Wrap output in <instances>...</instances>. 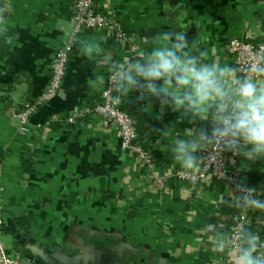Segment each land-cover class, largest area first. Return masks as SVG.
I'll return each instance as SVG.
<instances>
[{
    "label": "crops",
    "instance_id": "1",
    "mask_svg": "<svg viewBox=\"0 0 264 264\" xmlns=\"http://www.w3.org/2000/svg\"><path fill=\"white\" fill-rule=\"evenodd\" d=\"M73 3L0 0L4 248L34 257L35 264H226L205 228L215 222L229 227L233 210L220 198L232 189L220 180L192 186L176 177L181 167L163 135L169 128L177 134L206 129L207 122L180 120L155 99H138L137 91L118 100L136 121L137 142L151 154L155 173L164 178L161 188L151 187L145 167L122 149L115 128L87 111L105 86L91 83L97 61L84 56L80 45L95 39L114 57L132 55L183 13L189 42L232 64L224 46L231 38L258 40L264 0H95L99 11L123 25L127 39L106 30L76 35L58 94L34 110L30 131L20 133L14 109L45 88L54 53L72 34ZM239 167L251 186L264 182V159L245 163L240 157Z\"/></svg>",
    "mask_w": 264,
    "mask_h": 264
},
{
    "label": "clouds",
    "instance_id": "2",
    "mask_svg": "<svg viewBox=\"0 0 264 264\" xmlns=\"http://www.w3.org/2000/svg\"><path fill=\"white\" fill-rule=\"evenodd\" d=\"M183 15L132 55L117 58L95 39L82 41V54L97 61L91 83L103 87L107 76L117 100L137 91L138 99H155L162 111L178 113L180 120L207 122L206 129L177 134L169 128L163 133L170 137L172 159L189 175L200 173L199 153L205 151L213 158L231 153L245 163L264 159V56L247 70L250 75L240 74L232 64L209 58L189 42ZM220 199L236 219L230 228L219 222L206 225L215 253L226 264H264V235L254 231L244 215L264 213V188L242 180Z\"/></svg>",
    "mask_w": 264,
    "mask_h": 264
},
{
    "label": "built area",
    "instance_id": "3",
    "mask_svg": "<svg viewBox=\"0 0 264 264\" xmlns=\"http://www.w3.org/2000/svg\"><path fill=\"white\" fill-rule=\"evenodd\" d=\"M5 9H0V28L4 17ZM72 34L67 42L59 46L50 63V75L48 82L42 93L31 103H25L21 107H16L13 117L17 122V129L20 133H28L30 131L29 118L34 110L43 103L55 97L61 86V82L65 75L66 64L69 58V52L74 45L76 35L85 31H102L106 30L110 35L118 39H127L128 33L121 23L115 18L108 16L98 10L95 0H74L72 7ZM225 51L231 56L232 64L239 69L240 74L250 73L247 71L255 61L264 56V29L257 41L231 38L224 46ZM110 79H107L105 87L102 89L100 96L93 104L92 108H88V112L96 113L102 116L110 125L115 128L116 137L119 139L122 149L134 154L135 157L145 167L146 182L153 188H161L164 178L155 173V165L151 154L137 142V124L132 116L119 106V101L114 98L110 88ZM203 158V166L198 175H189L182 168L175 171V176L179 179L188 181L193 185H197L200 181L220 180L235 190V185L242 180L250 187L249 180L244 178L239 167V156H233L231 153H225L221 156L213 158L211 152L205 151L199 153ZM258 188H264V182ZM2 188L0 186V264H35L34 257L22 256L20 254L11 255L4 248L2 235L4 231V218L1 201ZM251 212H245L244 215L249 220V226L255 223L252 220ZM260 221H257L262 227L261 235H264V213ZM236 216L232 211L229 216V228L234 223Z\"/></svg>",
    "mask_w": 264,
    "mask_h": 264
},
{
    "label": "trees",
    "instance_id": "4",
    "mask_svg": "<svg viewBox=\"0 0 264 264\" xmlns=\"http://www.w3.org/2000/svg\"><path fill=\"white\" fill-rule=\"evenodd\" d=\"M93 106V105H92ZM2 159V151L0 152V161ZM254 175V174H253ZM252 175V176H253ZM254 177V176H253ZM251 217H252V220L255 221V223H253L250 227L254 230V231H257L258 233H262V227L259 223H257V221H260L263 217L262 213L260 212H257V211H252L251 212Z\"/></svg>",
    "mask_w": 264,
    "mask_h": 264
}]
</instances>
